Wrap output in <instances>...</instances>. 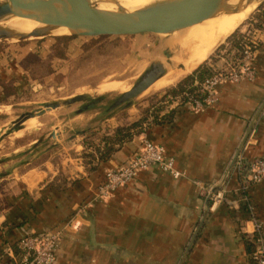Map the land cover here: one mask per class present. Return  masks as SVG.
<instances>
[{
	"label": "crops",
	"instance_id": "obj_1",
	"mask_svg": "<svg viewBox=\"0 0 264 264\" xmlns=\"http://www.w3.org/2000/svg\"><path fill=\"white\" fill-rule=\"evenodd\" d=\"M254 33L259 40L256 79L220 86L213 107L197 112L167 107L165 95L152 105L147 101L129 105L116 116L105 117L106 127H87L75 133L70 139L80 142L73 149V141H69L72 147L66 156L57 147L67 131L58 141H52L51 147L37 139L22 144L24 139L17 138L14 142L19 148L13 147L5 155L8 159L0 161V228L19 226L42 232L63 225L81 209L79 231L70 233L58 251L60 264L67 262L65 256H72L73 247L85 249L87 264H180L198 229L183 264H252L246 237L253 232L254 223L247 204L242 202L239 208L228 204L214 207L209 202L208 210L207 198L200 194L197 184L215 188L222 182L264 103V32L255 29ZM137 38L130 39L136 46L138 40H143ZM19 66L7 62L0 76L13 79L11 75L19 73ZM16 78L14 84H20ZM146 109H150V117L142 126L144 133L124 145L97 171L91 170L80 157L88 151L82 142L84 135L92 130L111 137L116 129L138 121ZM263 113L254 127L256 144L245 152L251 160L264 154ZM85 125L77 119L69 128ZM143 137L163 147L166 159L174 161L183 177L174 179L152 167L106 203L95 200L104 172L133 156ZM241 181L234 164L220 189L231 200L246 196L254 217L264 223V181L246 192L241 190ZM18 228L6 237L18 235ZM1 234L0 244L4 237ZM68 239L86 246H73ZM3 247L0 245V253Z\"/></svg>",
	"mask_w": 264,
	"mask_h": 264
},
{
	"label": "rangeland",
	"instance_id": "obj_2",
	"mask_svg": "<svg viewBox=\"0 0 264 264\" xmlns=\"http://www.w3.org/2000/svg\"><path fill=\"white\" fill-rule=\"evenodd\" d=\"M5 2L6 0H0V4ZM95 4L97 5V3ZM263 4L264 0H261L236 31L245 32L248 22L258 14V10ZM179 34L184 33L173 35L178 36ZM173 35L139 37L137 39L142 38L143 40H138L137 46L130 41L135 37L74 38V36L46 35L24 40H20L18 37L0 40V73L3 68H6L7 62L18 63L20 65L19 73L16 72L17 74L11 75V77L14 81L18 80L16 77L21 81L20 84H14L19 99H10L13 102L8 101V105H0V161L8 159V156L5 155L10 153L13 147L19 148L18 143L14 142L17 138L24 139L22 144L37 139V141L42 140L49 143L48 145L51 147L52 141H58L60 136L65 133L64 131L67 133L60 140L63 142L58 144L60 146L57 147V150L62 151V155H70V147L73 145V149H75V146L80 142L70 138L78 131L87 129V127L98 128L102 125L106 127L108 122L105 115L110 113L111 110L109 109L113 101L135 86L150 64L155 61L154 58L157 55H161L163 60L167 61L169 56L173 58L177 54L179 50L177 46L167 48L163 42L164 39L173 37ZM13 39L16 41L14 42ZM222 45L228 46L226 40L201 65L192 69V72L184 71L181 64H178L177 67L172 66L173 72L176 69L175 72L184 71L179 77L180 79H177L178 81L176 80L173 85L163 89L144 92L132 100L130 105L141 104L146 101L150 103L151 98L155 97L158 99L161 95H165L169 89L194 74L201 66L205 65L217 72L239 59V57H236L235 60L227 57V50L224 48L220 50ZM136 48H138L137 51ZM185 59L187 58L185 57ZM0 90L2 89L0 88ZM82 94L93 95L95 99L102 98V101L96 102L93 104V108L82 113L80 111L89 103L64 106L57 110L47 111L40 117L28 120H34L36 128L26 129L25 123L27 121L18 122L21 116L44 109L48 103ZM120 108H116V110ZM123 109L125 107L120 109L119 113ZM78 114H81L80 118H76ZM77 119L85 121L86 125L77 129L69 128V125L75 123ZM21 130L22 135H20ZM52 137L54 138L52 139ZM69 141H73L72 145L68 143ZM96 143H99V139L96 140ZM88 149H91V152L94 150L91 147ZM55 154L52 153V155ZM84 154L85 150L80 154V157L83 158ZM68 242L73 243V246L82 245L83 248L86 246V243L78 244L75 243V240L68 239ZM72 249V256L67 258L65 256L63 260L66 259L67 262L63 261V263L87 264L85 249L77 250L75 247ZM58 264H60L59 260Z\"/></svg>",
	"mask_w": 264,
	"mask_h": 264
},
{
	"label": "water",
	"instance_id": "obj_3",
	"mask_svg": "<svg viewBox=\"0 0 264 264\" xmlns=\"http://www.w3.org/2000/svg\"><path fill=\"white\" fill-rule=\"evenodd\" d=\"M254 1L256 0H237V5L233 9L225 10L224 0H174L169 10L149 6L132 12L125 11L112 1L117 7V11L110 12L98 9V3H92L89 0H6L5 3L0 4V21L13 16L49 24V29L36 30L27 35H18L17 37L20 40L50 35L51 28H66L71 31V35L69 36L88 38L169 36L175 33H184L192 27L210 19L220 9H224L228 15H232L240 12L244 3L249 6ZM12 35V31L0 28V40L12 38ZM171 59L172 56H169L167 61H164L162 58L154 59L155 61L150 64L135 86L117 97L109 110L127 107L132 104V100L142 95L165 76L167 72L166 66L172 65ZM100 101H102V98L95 99L90 94H82L61 101H54L46 104L44 109L21 116L18 122L24 123L29 119L44 115L47 111L57 110L64 106L69 107L75 104L89 103L88 106H85L80 111L82 113L83 111H88L93 104ZM263 110L264 103L250 123L233 157L228 172L222 182L213 191L220 189L225 184L231 169L241 154ZM209 208L208 198L207 209L209 210ZM198 233L199 229L191 240L180 264L184 263Z\"/></svg>",
	"mask_w": 264,
	"mask_h": 264
},
{
	"label": "built area",
	"instance_id": "obj_4",
	"mask_svg": "<svg viewBox=\"0 0 264 264\" xmlns=\"http://www.w3.org/2000/svg\"><path fill=\"white\" fill-rule=\"evenodd\" d=\"M259 50V40L256 33L252 34L250 40L244 45L241 56L234 63H230L223 70L215 72L202 82H195L198 87V97H188L189 104L184 103V96L167 97L166 105L172 108H189L192 111H203L213 107L218 102L217 90L224 84H239L242 82H252L256 79V69L254 63ZM188 95H186L187 97ZM264 116V113L262 114ZM254 129L249 135L241 154L235 162V172L242 178V191L246 192L251 187L264 181V154L253 160L249 159L245 152L251 145L256 144ZM92 151L88 149V151ZM152 167H157L163 172L170 174L174 179H180L183 174L174 167L172 159H166L164 148L153 144L147 137L141 140L140 150L122 167L108 169L104 174V182L97 188L95 200H106L116 190L133 183L140 173L148 171ZM200 194L207 199L212 206L228 204L239 208L244 202L247 204L254 223V230L251 237L256 240L255 250L251 255L254 264H264V223L254 217L253 207L248 203L246 196L240 200H231L225 190L205 188L200 184ZM239 205V206H238ZM82 210L79 209L73 217L59 230L47 233L42 236H28L20 241L18 248L6 244L1 249L0 264H57V254L61 242L67 233L76 232L80 224Z\"/></svg>",
	"mask_w": 264,
	"mask_h": 264
},
{
	"label": "bare ground",
	"instance_id": "obj_5",
	"mask_svg": "<svg viewBox=\"0 0 264 264\" xmlns=\"http://www.w3.org/2000/svg\"><path fill=\"white\" fill-rule=\"evenodd\" d=\"M89 1L92 3L97 2L98 9L102 11L116 12L117 7L114 3H117V5H119V7H121L125 11L132 12V11L144 9L149 6H156L165 10H169L170 5L174 0H89ZM112 1H114V3ZM260 2L261 0H256L252 2L249 6H247L244 3L242 5L243 7H241L242 9L240 10V12L232 15H228L224 11V9H220L210 19L185 31L184 34L182 35L179 34L178 36L173 35V37L170 38L168 37V39H164L163 42L165 47L172 48L177 46L179 50L177 54L174 55V57L171 59L172 65L166 66V70L167 72L168 71L169 72L163 78H161L155 84H153L145 93L151 90L163 89L170 85H173L174 82L183 74L184 71H191L192 69L201 65L218 48V46L221 43L223 44V41L227 37L231 36L244 23L251 10L256 8ZM236 5H237V0H224L225 10H231ZM49 27H50L49 24L46 22L35 21V20L13 17V16L5 18L2 21H0V28L12 31L13 32L12 36L15 38L21 34L27 35L36 30L49 29ZM50 35L69 36L71 35V31H69L66 28H56V29L51 28ZM13 41L15 42L16 40L13 39ZM185 57L187 59H185ZM156 58H162V56L157 55L154 59ZM178 64L183 65L184 67L183 72L182 71L175 72L177 69L174 70V72L173 70H171L172 66L177 67ZM25 126L26 129L34 128L35 121L34 120L27 121L25 123ZM20 133H21L20 135H22V130Z\"/></svg>",
	"mask_w": 264,
	"mask_h": 264
},
{
	"label": "trees",
	"instance_id": "obj_6",
	"mask_svg": "<svg viewBox=\"0 0 264 264\" xmlns=\"http://www.w3.org/2000/svg\"><path fill=\"white\" fill-rule=\"evenodd\" d=\"M259 30L264 32V4L260 7V9L258 10V14H256L252 20H250L248 22L247 25V30L245 32H241V31H236L235 33H233L227 40H226V44L228 45L227 47H224L223 45L220 47L221 49H226L227 50V57H230L231 59H236V57H240L241 53H242V49L244 47V45L250 40V38L252 37V34L254 32V30ZM77 38V37H74ZM99 38H105V37H99ZM231 53H233L234 55H232ZM257 60V59H256ZM256 65V61L254 63V66ZM214 70L208 68L207 66H201L194 74L190 75L189 77H187L185 80H183L182 82H180L179 84H177L175 87L169 89L167 92H165V96L164 98L167 97H177L179 95L184 96V103L185 104H189V98L188 97H198L199 95L197 94V90L198 87L195 86V82H202L204 79H206L207 77H210L214 74ZM257 73V71H256ZM14 79H9L6 80L3 77H0V88L2 90H0V105H8V101L13 102L10 99H19V96L15 90L14 87ZM9 91V92H7ZM8 93V95H7ZM186 95H188L186 97ZM156 101V97L155 98H151L150 104L152 105L154 102ZM128 107V106H127ZM125 107V108H127ZM93 108V105L90 107ZM123 107H121L120 109H122ZM120 109H113L110 111V113H107L105 116H112L114 114L119 113ZM124 113V112H122ZM150 117V109H146L142 112L141 117L138 121L126 126V127H121L116 129L115 133L113 136L108 137V136H104V135H100V133H98L97 131H92L90 130L85 136L84 139V145L86 146V148H93V152H85V156L83 157V159L85 160L86 164L90 167L91 170L93 171H97L100 166H102L103 164L107 163L111 157L116 154L117 151H119L122 147H124V145L132 142L136 137L140 136L141 134L144 133L143 130V124L148 120V118ZM99 139V143H96V140ZM141 146L138 148V150L133 154V156L140 150ZM88 150V149H87ZM55 152V151H52ZM95 155H98L97 157ZM133 156H131L125 163H123L120 166H117L115 168L118 167H122L124 166ZM95 162L97 163L96 165ZM112 168V169H115ZM105 174V172H104ZM101 184L104 182V175L101 178ZM132 184V183H131ZM129 184V185H131ZM128 185V186H129ZM127 187V186H126ZM124 188V187H122ZM121 189V188H119ZM118 189V190H119ZM114 192L108 199L106 200H99L98 202L100 203H106V201L110 200V198H112L115 193H117V191ZM242 190V188H241ZM228 207V206H227ZM246 209V207L244 208ZM73 217V216H72ZM71 217V218H72ZM70 218V219H71ZM69 219V220H70ZM66 223H64L63 225H59L56 226L52 229H48L42 232H32L29 231L27 229L21 228V227H7L5 229H3L2 227L0 228V232L2 233L1 236H4L2 238L1 241V246L2 245H12L15 249L18 248V244L20 243V241L28 236H42L45 235L47 233L50 232H54L57 231L59 229H61ZM18 228L19 234L18 235H11V239L7 238L6 236L11 234L12 231L16 230ZM71 235L70 233L65 234L62 242H61V246L63 244V242L69 238ZM246 243L249 247L250 250V254L252 255V253L255 250V245H256V240L253 237H246ZM60 246V248H61ZM251 257V256H250ZM57 261H58V254H57ZM251 262L252 264H254L252 258H251ZM5 264H7V261L4 262Z\"/></svg>",
	"mask_w": 264,
	"mask_h": 264
}]
</instances>
